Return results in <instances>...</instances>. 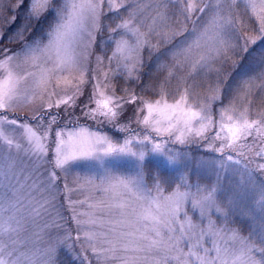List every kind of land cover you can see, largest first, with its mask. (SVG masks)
Wrapping results in <instances>:
<instances>
[{"label":"snow or ice","instance_id":"obj_1","mask_svg":"<svg viewBox=\"0 0 264 264\" xmlns=\"http://www.w3.org/2000/svg\"><path fill=\"white\" fill-rule=\"evenodd\" d=\"M0 264H264V0H0Z\"/></svg>","mask_w":264,"mask_h":264}]
</instances>
